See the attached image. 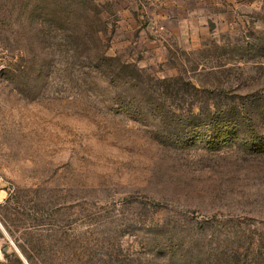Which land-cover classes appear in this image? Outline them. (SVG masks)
Returning <instances> with one entry per match:
<instances>
[{"label":"rangeland","instance_id":"1","mask_svg":"<svg viewBox=\"0 0 264 264\" xmlns=\"http://www.w3.org/2000/svg\"><path fill=\"white\" fill-rule=\"evenodd\" d=\"M0 177L25 264H264V0H0Z\"/></svg>","mask_w":264,"mask_h":264},{"label":"crops","instance_id":"2","mask_svg":"<svg viewBox=\"0 0 264 264\" xmlns=\"http://www.w3.org/2000/svg\"><path fill=\"white\" fill-rule=\"evenodd\" d=\"M8 195V188L0 177V205H2L7 200ZM9 241L10 236L6 232V229L0 220V264H6L7 260L12 257V254H15L14 256L18 258L21 264H23L25 262V258L16 247L14 248L9 246Z\"/></svg>","mask_w":264,"mask_h":264}]
</instances>
